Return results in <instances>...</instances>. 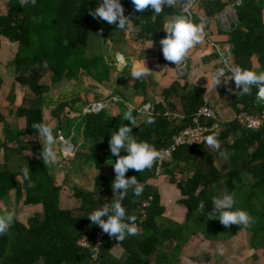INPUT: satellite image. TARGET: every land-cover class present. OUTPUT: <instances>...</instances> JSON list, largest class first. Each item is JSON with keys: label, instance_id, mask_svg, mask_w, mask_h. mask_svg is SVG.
I'll use <instances>...</instances> for the list:
<instances>
[{"label": "trees", "instance_id": "obj_1", "mask_svg": "<svg viewBox=\"0 0 264 264\" xmlns=\"http://www.w3.org/2000/svg\"><path fill=\"white\" fill-rule=\"evenodd\" d=\"M100 3L102 0H36L33 6L29 0L22 7L19 0H6L9 12L0 14V52L2 38L18 46L11 59L15 85L7 99L10 102L15 100L16 84L23 91L20 104L8 109L22 122H9L0 107V146L4 156V164L0 166V203L7 207L12 201L23 199L26 206L41 207L26 222L14 219L8 233L0 235V264H177L186 242L198 232L208 239L218 240L230 239L247 230L252 232L253 249L264 252V126L255 130L234 120L223 124L218 132L209 134H216L220 142L218 150L210 149L205 142L180 146L173 152L172 161L163 166L161 178H167L182 195L177 202L186 210L182 225L164 218L168 206L162 202L158 189L152 183L158 178L156 164L143 172L129 169L126 177L135 176L144 191L137 197L134 188H129L121 201L126 214L136 217L135 224L139 229L138 234L126 236L123 241L104 233L88 217L119 197V193L113 194L112 189L116 175L114 162L118 157L111 154L109 140L120 126L129 125L124 114L130 108L122 100H111L100 111L81 115L85 142L74 158L80 160L81 165L82 162L91 163L96 168L98 174L90 190L78 184L59 185L50 164L45 165L42 159L43 137H39L33 125H50L56 139L60 138V132L65 137L73 132L70 114L66 125L59 123L53 126L49 122L41 106L49 91L63 79L69 82L80 80L83 72L96 84L111 80L115 66L103 56L89 57L93 28L121 30L117 24L109 25L90 14ZM120 3L131 21L139 17L140 38L159 45V62L177 69L176 65L164 59L160 40L167 35L163 27L168 17L179 9L164 7L156 15L151 8L137 12L132 0H120ZM226 6L228 2L223 0H201L193 22H202V17L216 21V16ZM237 13L241 24L232 25L226 32V42L230 45L235 64L242 69L264 71V3L261 0H244ZM255 57H258L259 68H255ZM2 63L0 58V68ZM48 75L51 83L46 81ZM3 82L0 73V88ZM134 88L136 93L145 94L144 78L137 79ZM216 89L222 100L230 101L229 107L237 115L243 112L264 114V104L257 98L258 88L255 86L250 95L241 94L242 87L235 93L220 84ZM73 100L82 101L83 97ZM115 102L117 110L111 106ZM62 105L68 106L69 103L63 102ZM203 105H209L204 85L189 88L188 82L175 80L164 87L161 100L155 103V113L144 116L143 121L132 126L131 135L157 150L166 149L173 137L191 124ZM178 108L183 113L173 116ZM138 114L132 110L135 120ZM52 116L60 118L58 113ZM149 118H153L155 123H147ZM89 143L91 147H88ZM124 155L127 152L121 150L120 156ZM182 167L189 172L187 175L181 172ZM24 168L29 169L34 187H30L24 178ZM67 191L73 194L76 202H71V207L65 204ZM12 192H15L13 197ZM225 192L235 193L234 207L246 210L254 218L251 227L233 224L225 228L220 222L215 223L214 218H208L214 207L212 197ZM201 201L205 202V208L200 213L198 206ZM1 207L0 204V211ZM99 232L103 234L102 243L96 247ZM84 238L89 239L88 246L79 244ZM259 259V256L255 257L256 262Z\"/></svg>", "mask_w": 264, "mask_h": 264}, {"label": "clouds", "instance_id": "obj_2", "mask_svg": "<svg viewBox=\"0 0 264 264\" xmlns=\"http://www.w3.org/2000/svg\"><path fill=\"white\" fill-rule=\"evenodd\" d=\"M30 2L35 6L36 0H30ZM176 2L177 0H132L137 12L151 8L156 15H159L163 11L164 6L171 7L175 5ZM28 3L29 0H19V4L22 7ZM178 11L180 12V10ZM124 12L125 9L120 3V0H102V3L90 14L94 18L106 21L109 25L117 24V28L126 30L131 27V20L129 17L125 16ZM220 14H223V11ZM190 19L184 17L173 18L168 20L163 27L164 31L167 33V35L160 40L163 57L166 61L174 65L180 64L186 59L189 51L204 40V24L194 23ZM214 53L217 55V52ZM117 61H119L120 64L124 62V57L121 53L116 54V62ZM120 64L117 66L119 67ZM44 66L47 67V62H45ZM228 71L231 72V78L225 75L224 68L216 70L212 75L213 87H217L221 82L220 78L225 77V83H227L229 79H232L235 81L237 88L242 87L241 94L250 95L252 87L255 86L258 88L257 98L264 100V71L256 72L250 69H242L239 66L231 67ZM149 75H151V69L144 64L136 65L131 70V76L136 79H142ZM115 97H117L116 100L111 97L109 99H102L101 101L108 102L109 104L111 100L119 101L122 98L119 95H115ZM84 113L87 112L84 111ZM124 119L129 121V125L120 126L118 131H115L109 140L111 154L118 157L114 162V172L116 175L112 182V189L114 192L119 193V197L110 204H104L102 208L93 211L88 216L93 224L98 225L104 233H107L110 237H115L118 241H123L126 236L136 235L139 231L135 224L136 217L126 214V209L122 206L121 201L126 197L129 188H134V195L137 197L141 196L144 191L143 186L139 184L136 177H126V172L129 169H133L137 172L150 169L162 155L161 151L157 150L153 145L146 141H138L131 135L132 126L136 124V120L132 116L131 108L125 112ZM147 123H155V120L149 118ZM33 128L38 131L39 137H43L44 147L42 159L45 165L58 163V156L53 147L56 143V138L53 135V128L44 123H36L33 125ZM205 142L211 148L217 150L220 148V142L216 134L206 136ZM121 150L126 151L127 155L120 156ZM22 172L24 178L29 181V186L34 187L29 169L24 168ZM211 201L214 207L213 211L208 213V218L213 219L217 217L216 213L218 212V219L225 228L233 224L239 226L243 225L248 228L255 222L254 218L246 210L234 207L235 193L225 192L213 196ZM204 208L205 202L201 201L198 206V211L201 213ZM102 217H107V219H102ZM13 220L14 215L11 213L0 215V235L8 233ZM219 251L222 254L224 250L220 248Z\"/></svg>", "mask_w": 264, "mask_h": 264}, {"label": "crops", "instance_id": "obj_3", "mask_svg": "<svg viewBox=\"0 0 264 264\" xmlns=\"http://www.w3.org/2000/svg\"><path fill=\"white\" fill-rule=\"evenodd\" d=\"M223 1L228 2V6H226V8L223 10L222 17L220 19L216 18V21L208 19L207 26H204L205 36L203 42L197 44L193 49L189 51L187 58L192 59L191 71L190 70L187 71V64H186V70L180 72L178 68L177 69L170 68L167 67L165 64L159 62V58H158L159 45H157L155 42L143 40L139 36L141 33L139 17L133 19L130 22L131 27L127 28L126 30H106L102 28L99 29L93 28L91 32L89 57H98V56H90V54H94L91 53V49H95V51L98 50L99 52L102 46H104V49L101 52V53L104 52L103 57L106 58L110 64H113L115 66V68L113 67L112 69L111 80L109 82H106L104 85L99 83L97 84V86L94 85V87H98V89L102 92L101 93L102 97L106 99H109L111 97L116 98L115 95H119L120 97H123L121 98V100L124 105L140 113L138 111L140 107L142 108L144 105L148 103L155 104L156 102L161 100L162 91L164 87L169 86L175 80L180 79L181 82H188L189 88L201 84L207 88V101L215 111H218V114L217 112L216 114L219 119L225 122V124L227 122L229 123L234 120L240 122L238 119L240 114L237 115L234 109L232 107H229L230 101L226 99L224 100V98L222 100L216 87H213L212 85V75L216 72L217 69H219V67L221 68V59L218 58L217 56L216 58H210L209 60L206 59V61L204 60L206 57L215 54L213 46H211L208 43V41H206V39H208V36L212 41L218 43L220 48L228 49L231 51L230 45L226 42L227 40L226 32L231 29L232 25L241 24V22L239 23L240 18H239V13H237V8L242 7L244 1L241 5H235L234 0H223ZM261 1H263L264 3V0ZM8 12H9V6L6 4V0H0V14H7ZM175 13H180V12L178 11ZM175 13H172L168 17L167 21L173 18H178L173 16V14ZM195 15H193V17H191L190 19L192 22ZM204 18L206 17L201 18L202 22ZM2 41L5 43L1 49L0 55L12 54V53L15 54V52L18 49V46L15 44H9V40L7 38H2ZM117 53H121L124 57L125 64L122 65V67L117 66L118 65L116 63ZM253 59H254L253 61L255 64V68H259L260 64L258 57H255ZM139 64H144L149 69H151V75L144 77L145 94L136 93L134 85L137 79L131 76L132 68ZM106 84L110 85V87L107 86ZM229 88L232 92L234 93L236 92L237 89L236 85H233ZM214 101H216V104H214L215 103ZM78 103H82V101ZM116 105H117L116 102L113 105H111L113 106L114 110H117ZM82 109L83 110L81 113H84V108ZM182 113H183L182 110L178 108V110L173 114L181 115ZM146 115H151V114L149 113L138 114L136 118V124L140 121H143L145 119L144 116ZM81 129H83V123L81 125ZM83 132L84 130H82L81 132L82 135ZM66 137L68 138L67 139L68 142L72 143L74 146L76 144V138L80 139L79 142L80 145L77 150L78 153L80 150V146L85 142L84 138L82 136H78V133H76L75 130H73L71 135ZM55 146H57V148L59 147L58 145ZM88 147H91V143H89ZM209 148L213 149L211 147ZM0 150L3 153L2 146H0ZM89 165H91V163L83 164L82 162L81 167L80 166L78 167L80 169L82 168L83 173L89 174L88 171H90L91 169V168L89 170L87 169ZM51 166L54 165L50 164V169ZM183 166H185L184 163ZM182 171H184L185 175L189 173L187 169H185L184 167H182L181 172ZM76 172H79L78 169ZM73 173H74L73 167H70V169L67 171L68 181L71 180L69 174L73 175ZM97 174H98L97 172L95 174L93 173L92 179H94V177ZM178 176L180 177V174ZM152 183L158 189L162 197V202H165L164 198L165 200L166 199L168 200V202H165V204L169 205V207L164 218H167L171 222H174L178 225H182L186 218V212L177 203L182 198L180 191L176 188L175 185L169 183L167 178H160V179L158 178L157 180L152 181ZM67 184H69V182H67ZM85 189L90 190V188H85Z\"/></svg>", "mask_w": 264, "mask_h": 264}, {"label": "rangeland", "instance_id": "obj_4", "mask_svg": "<svg viewBox=\"0 0 264 264\" xmlns=\"http://www.w3.org/2000/svg\"><path fill=\"white\" fill-rule=\"evenodd\" d=\"M2 45H4L5 42L2 41ZM104 49V46L99 50L91 49L90 56H98L102 57L104 52L101 53ZM1 54V53H0ZM13 57L12 54H3L0 55V58L2 59V66L0 68V73L2 77L4 78V82L2 87L0 88V107L5 113V116L7 120L11 123H19L22 122L16 116L14 113H9L8 109L13 108L20 104L23 96V91L21 87L16 84V93L17 96L13 102H10L7 99L8 93L11 91L12 87L15 85L13 74H14V68L11 64V59ZM186 64H187V71H191L192 69V59L186 57ZM47 83H51V79L48 76L45 77ZM112 83V82H111ZM109 83V84H111ZM108 84V83H107ZM106 84V85H107ZM94 85L97 86V84L93 83L91 78L83 72L82 77L80 80H72L68 81L66 85L60 86V87H53L52 90L46 95L45 99L41 103L42 108L45 111V115L47 116L49 122L54 126L57 124L66 125L67 123V115L72 116V124L76 133H78V136H82V108H85L89 105V103H94V101L106 99L102 97V92L98 89V87H94ZM104 85V84H103ZM110 87V85H107ZM76 97H83L82 103L81 100L74 102V98ZM69 103V105L65 106L62 105V103ZM216 104V101H214ZM78 103V104H77ZM84 104V105H83ZM86 105V106H85ZM54 113H58L60 115V118H56L55 116H52ZM81 118V119H80ZM84 138V137H83ZM68 138L63 135L62 132H60V138L56 139V143L54 144V150L57 153L58 156V163L52 164L54 166H51V172L54 173L57 182L59 185H67V182H69L68 186H75V184H79L85 188L92 187V182L94 179H92L93 173L95 174L97 172L96 168L91 164L87 167V169L90 171L89 174L83 173L82 168L80 169L78 166L81 167V163L79 160L74 158V156L77 154V150L80 145V139L76 138V142L78 141V144L75 146L72 143H69ZM83 141V140H82ZM81 141V142H82ZM58 145L59 147L57 148ZM69 145H73L74 148H68ZM62 147V150H61ZM88 152V150H85ZM73 158V159H71ZM80 163V165H78ZM4 164V156L3 153L0 150V166ZM70 167H73V175L69 174V177L71 180L68 181L67 178V171L70 169ZM78 169L79 172H76ZM163 173V172H162ZM161 173V175H162ZM159 179L161 178L158 177ZM157 178V179H158ZM75 183V184H74ZM83 184V185H82ZM117 194L113 191V194ZM15 195V192H12V197ZM64 196H66V201L70 206V203H74L73 200V194L70 191L65 192ZM14 200V199H12ZM165 202H168V200L164 198ZM1 204V211L0 215H4L6 213H11L14 215V219H18L19 221L26 222L27 219L34 214V212L40 211V206H26L23 204V199L20 202L12 201L9 206H5L4 204ZM236 204V201H235ZM169 207V205H166ZM186 212V210H185ZM219 213H216L215 223H219ZM221 223V222H220ZM209 226H212L208 224ZM189 239V238H188ZM251 239H252V232H249L247 230L240 231L236 236L231 237L230 239L222 238L218 240H211L206 238L205 235L198 232L197 234H193L192 238L186 242L187 245L183 247V250L179 256V261L177 264H264V252L261 250H255L253 249L251 245ZM220 248H223V253L219 251ZM259 256V262H256L255 257Z\"/></svg>", "mask_w": 264, "mask_h": 264}, {"label": "built area", "instance_id": "obj_5", "mask_svg": "<svg viewBox=\"0 0 264 264\" xmlns=\"http://www.w3.org/2000/svg\"><path fill=\"white\" fill-rule=\"evenodd\" d=\"M244 0H234L235 5H241ZM201 3V0H177L176 4L171 6L174 8H178L181 13L187 14L191 17L198 11L199 4ZM169 7V6H164ZM222 14L219 16L217 15L216 18H221ZM208 19H203L204 26H207ZM208 43L213 46L214 51L217 52L218 58L221 59V62L223 63L222 68L225 69V75L228 78H231V72L228 71L229 68L237 66L235 64L234 58L232 56V53L228 49L220 48L218 44H216L214 41H212L209 36L208 39H206ZM117 64H120L119 61L116 62ZM123 62L120 64L124 65ZM177 68L180 72L186 70V59H184L180 64H176ZM221 82L220 85L223 87H231L235 85V81L232 79H229L227 83H225V77L220 78ZM115 100L117 99L114 98ZM260 100V99H259ZM262 104H264V100H260ZM108 105V102L105 101H96L94 103L89 104L85 110L88 109L86 112L91 111H100L102 108L106 107ZM140 113H149L153 114L155 112V104L148 103L144 105L142 108L140 107L138 109ZM177 114H173V116H176ZM239 121L242 125L247 126L252 129H260L264 126V114L263 115H254L250 114L248 112H243L239 115ZM225 122H223L221 119L218 118L216 111L213 109L210 105H203L201 106L196 114L194 115L192 122L189 126H187L185 129L180 131L178 134H176L171 142V145L167 147L166 149L160 150L162 155L161 158L158 159L155 164V174L157 177L161 176L163 166L166 163H169L172 161L173 152L176 151L180 146L184 145H193V144H203L205 143V137L208 136L211 133L218 132ZM68 148L73 149V145H69ZM145 206L148 205V203L144 204ZM102 233L97 234V241H96V247H99L102 243ZM89 239L84 238L79 244L82 246H88Z\"/></svg>", "mask_w": 264, "mask_h": 264}, {"label": "water", "instance_id": "obj_6", "mask_svg": "<svg viewBox=\"0 0 264 264\" xmlns=\"http://www.w3.org/2000/svg\"><path fill=\"white\" fill-rule=\"evenodd\" d=\"M173 16H174V17H184V18H186V19H190L189 16H188L187 14H178V13H175V14H173ZM240 22H241V21L239 20V23H240ZM216 57H217V55L214 54V55H211V56H209V57H206L204 60L206 61V59L209 60L210 58H216ZM68 81H69L68 79H63V80L59 81V82L56 84V87L64 86V85H66V83H67Z\"/></svg>", "mask_w": 264, "mask_h": 264}]
</instances>
